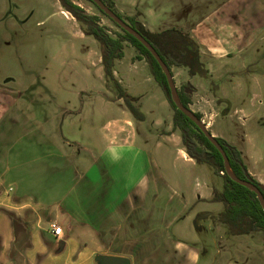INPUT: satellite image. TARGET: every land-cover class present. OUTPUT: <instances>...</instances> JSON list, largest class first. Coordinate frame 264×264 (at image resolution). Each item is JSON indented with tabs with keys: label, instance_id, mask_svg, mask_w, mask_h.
<instances>
[{
	"label": "crops",
	"instance_id": "crops-1",
	"mask_svg": "<svg viewBox=\"0 0 264 264\" xmlns=\"http://www.w3.org/2000/svg\"><path fill=\"white\" fill-rule=\"evenodd\" d=\"M208 1L215 3L208 7ZM178 7L180 16L161 29L152 28L141 13L137 19L151 32L188 29L199 50L220 66L215 72L228 75L236 95L244 88L249 106L261 109L264 102L255 103L264 91V71L252 70V65L264 54V0H181ZM100 56L96 67L102 65ZM144 65V60H131L132 75L140 77L134 71ZM114 76L118 79L116 70ZM145 77L135 79L138 85L150 81ZM20 97L0 87V264H94L98 255L127 258L129 264H201L198 235L204 222L213 224L212 216L221 211H185L189 201L181 179L195 174L200 163L187 155L173 121L158 116L151 122L145 115L139 122L121 109V117L100 126L91 121L86 133L76 134L71 119L84 110L64 111L61 116H70L66 137L62 122L42 126L25 118L20 125L13 117L9 121ZM121 100L106 93L101 97L106 111ZM245 114L246 109L235 111L247 123L252 115ZM47 129L54 130L52 137ZM13 133L19 137L11 142L8 134ZM83 134L90 140L87 147L77 139ZM247 139L241 138L242 143ZM98 142L102 144L95 148ZM240 151L249 173L264 185L263 157L249 162L246 151ZM214 190L195 197V208L211 201ZM191 221L196 227L187 229ZM53 223L62 228L61 237L53 234ZM157 250L162 251L155 263Z\"/></svg>",
	"mask_w": 264,
	"mask_h": 264
},
{
	"label": "rangeland",
	"instance_id": "rangeland-1",
	"mask_svg": "<svg viewBox=\"0 0 264 264\" xmlns=\"http://www.w3.org/2000/svg\"><path fill=\"white\" fill-rule=\"evenodd\" d=\"M73 1L88 15L98 16L101 26L113 37L123 33L122 29L91 1ZM113 1L116 10L125 19L135 18L144 26L137 19L141 13L143 19L154 29H161L164 25L174 23L176 17L180 16L178 5L181 0ZM218 1L221 2L217 0V3ZM214 3L208 1L207 6H213ZM62 9L59 0H0V87L14 90L21 96L14 108L9 111L8 120L13 117V123L20 125L25 118L42 126L45 123L46 125L48 123V126L49 124L57 126L58 122H62L65 124L62 133L66 137L70 132L66 129L70 116H61L64 111L84 110L82 115L71 119L76 122L75 129L72 130L76 134L85 132L87 124L91 121L100 126L121 117V109L126 110L133 119L143 121L144 119L134 116L123 99L121 104L116 103L106 111L107 105L102 103L101 97L106 93L111 98H119V90L115 83L117 81L127 96L129 95L133 106L143 116H147V121L152 122L158 116H162L168 123L173 121L174 110L167 101L163 89L155 82L147 61L144 60L143 68L134 71L140 77L132 75L130 63L131 60H137V56H141L139 51L126 41L124 56L116 61L114 68L116 76L123 83L121 84L116 77V81L107 79L103 65L96 67L101 52L99 42L93 36L84 35L77 21L66 17ZM181 30L189 33L188 29ZM195 56L199 65L194 69L191 68V62L179 67L172 66L175 87L183 85L188 87L187 91L193 103L191 109L204 117L205 122L203 119L201 121L203 125L212 122L213 127L206 126L211 134L218 130L219 136L216 137H222L228 144L246 151L248 161L254 156H261L264 159V105L260 103V100L264 102V91L259 92L261 97L255 103L257 107L262 108L252 109L249 106V96L243 94L244 88L241 90L242 95H236L231 89L228 75L216 73L220 71L215 72L220 66H214L211 58L201 50H198ZM100 57L102 59V55ZM252 66V70L264 71V54L257 57ZM145 75L150 77V81L145 85H138L135 79L143 77L146 79ZM219 86L224 88L219 89ZM148 96L155 100L149 101ZM241 108L246 109L245 116L252 115L251 121L245 123L238 115L235 116V111ZM254 110L256 111L253 112ZM229 114L231 117L227 116ZM97 130L98 128L95 129ZM47 131L52 137L54 130ZM17 135L8 134V137L14 142L18 140ZM245 137H248L247 142L242 143L241 138L244 140ZM77 139L82 147H87L84 145L90 141L84 134L79 135ZM101 144L98 142L94 147ZM19 146L20 142L17 144V147ZM162 168L166 172L165 166ZM181 186L188 195L189 205L185 209L186 212L191 213L196 209L218 213L223 210L222 203L212 201L195 208V197L198 199V195L205 197L212 195L213 189L223 190L224 178L219 176L211 165L200 163L195 174L181 179ZM196 189L199 190V194L195 193ZM195 227L191 221L187 229ZM204 227L205 230L198 235L201 264H264L263 232L229 236L227 227L220 223L212 224L206 221ZM176 232L180 234L178 230H175ZM190 233L186 230L184 232L188 238L191 237ZM161 251L157 250L152 257L155 263L159 255L161 257ZM62 256L61 258H64L66 253Z\"/></svg>",
	"mask_w": 264,
	"mask_h": 264
},
{
	"label": "trees",
	"instance_id": "trees-1",
	"mask_svg": "<svg viewBox=\"0 0 264 264\" xmlns=\"http://www.w3.org/2000/svg\"><path fill=\"white\" fill-rule=\"evenodd\" d=\"M101 1L151 44L170 70L173 79L172 66L179 67L191 62V68L194 69L199 65L198 59L195 56L199 48L190 33L176 28L166 29L161 32H151L135 18L125 19L116 10L113 0ZM59 2L63 10L69 13L81 26L84 34L93 36L99 42L102 65L107 79L116 81L114 76L115 63L123 58L124 43L126 41L130 42L139 51L141 56H137L136 59L147 61L154 80L163 89L167 101L174 110L173 128L180 132L182 144L187 155L197 163L211 165L215 172L224 178L223 190H214L213 197L211 198L212 202L223 204V210L217 215L212 216L214 223L226 226L229 236H246L259 231L264 233V208L257 194L248 187L233 180L226 170L224 158L220 151L208 140L194 121L178 109L166 75L149 50L139 40L124 30H122V34L119 33L117 37H113L105 27L101 26L98 16L88 15L73 0H59ZM102 13L104 14V12ZM115 83L119 90V99L125 101V105L135 117L143 120L144 116L133 106L129 97L122 90L121 85L117 81ZM187 89L188 87L183 85L176 88V92L181 105L192 111V98L188 94ZM194 113L202 121L203 116L198 112ZM215 138L223 147L228 157L229 166L236 178L259 189L264 199V185L249 173L240 149L228 144L221 138Z\"/></svg>",
	"mask_w": 264,
	"mask_h": 264
},
{
	"label": "water",
	"instance_id": "water-1",
	"mask_svg": "<svg viewBox=\"0 0 264 264\" xmlns=\"http://www.w3.org/2000/svg\"><path fill=\"white\" fill-rule=\"evenodd\" d=\"M104 14L110 18L117 26H119L122 30L128 32L132 36H134L137 40H139L148 50L149 52L153 55V57L156 59V61L159 63L161 66L163 72L166 75L168 85L170 87L173 99L175 103L177 104V107L180 111H182L185 115H187L191 120L194 121V123L201 129V131L204 133V135L208 138V140L220 151L224 158L226 170L228 174L241 185H244L248 187L249 189L253 190L256 194L258 199L261 202V205L264 208V199L262 194L260 193L259 189L254 187L253 185L244 182L242 180H239L236 178V176L231 172V168L228 163V157L221 146V144L217 141L215 136H213L209 130H207L206 126L202 124L201 120L197 118L195 113L191 110L186 109L183 107L179 101L177 92H176V87L174 83L173 76L168 69V67L165 65L159 54L156 52V50L151 46V44L135 29H133L127 22L121 20L109 7H107L101 0H91ZM95 262L97 264H129V260L127 258L123 257H116V256H108V255H98L95 258Z\"/></svg>",
	"mask_w": 264,
	"mask_h": 264
},
{
	"label": "built area",
	"instance_id": "built-area-1",
	"mask_svg": "<svg viewBox=\"0 0 264 264\" xmlns=\"http://www.w3.org/2000/svg\"><path fill=\"white\" fill-rule=\"evenodd\" d=\"M12 189H10V191H11ZM51 229H52V231H53V234L56 236V237H61L62 236V234H63V230H62V228L59 226V225H57L56 223H53L52 225H51Z\"/></svg>",
	"mask_w": 264,
	"mask_h": 264
},
{
	"label": "bare ground",
	"instance_id": "bare-ground-1",
	"mask_svg": "<svg viewBox=\"0 0 264 264\" xmlns=\"http://www.w3.org/2000/svg\"><path fill=\"white\" fill-rule=\"evenodd\" d=\"M232 172V171H231Z\"/></svg>",
	"mask_w": 264,
	"mask_h": 264
},
{
	"label": "flooded vegetation",
	"instance_id": "flooded-vegetation-1",
	"mask_svg": "<svg viewBox=\"0 0 264 264\" xmlns=\"http://www.w3.org/2000/svg\"><path fill=\"white\" fill-rule=\"evenodd\" d=\"M97 264V263H96Z\"/></svg>",
	"mask_w": 264,
	"mask_h": 264
}]
</instances>
